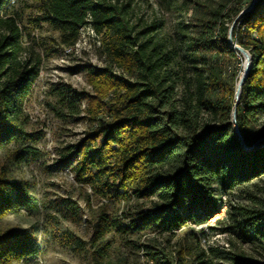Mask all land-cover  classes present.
<instances>
[{"label": "trees", "instance_id": "16d2710c", "mask_svg": "<svg viewBox=\"0 0 264 264\" xmlns=\"http://www.w3.org/2000/svg\"><path fill=\"white\" fill-rule=\"evenodd\" d=\"M29 1L37 12L32 26L59 32V46H74L91 24L107 57L105 68L77 69L87 72L94 94L68 85L60 92L69 110L61 115L85 113L92 126L71 147L67 166L95 195L127 206L116 219L103 214L97 222V264H115L105 262L112 229L175 236L202 223V216L221 212L237 192L245 202L229 205L226 231L264 255V0L250 1L244 10L245 0H186L188 16L179 21V45L172 48L156 40L159 25L134 24L131 2ZM11 7L12 0H0V152L36 140L26 129L25 104L43 64L40 55L24 58V34ZM238 57L247 58L240 76L228 65ZM31 199L0 168V221L28 209ZM230 246L203 250L185 241L169 250L151 238L138 248L150 264H264L248 259L233 241ZM37 254L29 230L0 233V264H20Z\"/></svg>", "mask_w": 264, "mask_h": 264}, {"label": "rangeland", "instance_id": "374dc122", "mask_svg": "<svg viewBox=\"0 0 264 264\" xmlns=\"http://www.w3.org/2000/svg\"><path fill=\"white\" fill-rule=\"evenodd\" d=\"M120 1L132 3L134 24L141 27L157 24L160 26L157 41L170 48L179 45L178 23L188 16L183 7L186 0ZM250 1L255 0H245L243 10ZM35 5L29 0H12L11 10L17 14L24 34V58L40 55L43 60L40 76L25 104L26 129L36 136V140L16 144L9 151L0 152V168L7 171L10 180L27 188L32 205L3 218L0 233L13 229L29 230L36 237L38 254L20 264H97V249L92 242L97 222L103 214L116 219L126 211L127 206L122 201L95 195L89 186L76 181L72 167L67 166L71 147L83 139L92 126L85 113L75 118L61 115L62 112L69 114V110L62 106L60 92L63 86L68 85L77 92L94 94L87 72H78L77 69L82 66L105 68L107 57L102 51L101 38L88 29L81 31L75 46H59V32L49 25L41 28L32 26L31 19L37 14ZM234 27L235 22L229 24L230 39ZM51 47L57 51L51 53ZM228 65L240 76L245 73L247 58L238 57ZM182 93L183 89L178 88V99ZM237 102L238 97L235 104ZM81 107L83 110L89 108V102L82 101ZM15 151H21L22 155L19 158L13 156ZM238 195L237 192L229 196L227 207L221 212L210 219L202 216V223H193L191 228H184L175 236L165 234L159 238L154 237V233L123 234L118 229H112L108 234L112 246L105 262L150 264L144 251L138 247L151 238H158L169 250H175L185 241L197 244L203 250H227L233 241L248 259L263 262L262 250L240 243L235 232L231 235L226 231L230 224L229 205L241 201ZM187 259L190 260L189 257Z\"/></svg>", "mask_w": 264, "mask_h": 264}, {"label": "bare ground", "instance_id": "6f19581e", "mask_svg": "<svg viewBox=\"0 0 264 264\" xmlns=\"http://www.w3.org/2000/svg\"><path fill=\"white\" fill-rule=\"evenodd\" d=\"M85 29H88V30H90L93 34H96L91 24H88L87 26L83 27L81 31H83V30H85ZM96 36H97V35H96ZM77 43H78V42H77ZM77 43H76V44H77ZM76 44H75V45H76ZM75 45H74V46H75ZM72 47H73V46H72Z\"/></svg>", "mask_w": 264, "mask_h": 264}, {"label": "water", "instance_id": "95a60500", "mask_svg": "<svg viewBox=\"0 0 264 264\" xmlns=\"http://www.w3.org/2000/svg\"><path fill=\"white\" fill-rule=\"evenodd\" d=\"M231 40V42H232V39H230ZM240 85H241V83L239 84V88H238V91L240 90ZM236 107H237V103H236ZM236 133H237V135H238V137L242 140V136H241V134H240V132L237 130L236 131Z\"/></svg>", "mask_w": 264, "mask_h": 264}, {"label": "built area", "instance_id": "2783aa9c", "mask_svg": "<svg viewBox=\"0 0 264 264\" xmlns=\"http://www.w3.org/2000/svg\"><path fill=\"white\" fill-rule=\"evenodd\" d=\"M94 29V28H93Z\"/></svg>", "mask_w": 264, "mask_h": 264}]
</instances>
